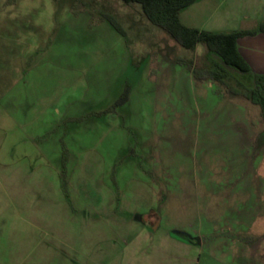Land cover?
I'll return each mask as SVG.
<instances>
[{
    "label": "rangeland",
    "instance_id": "rangeland-1",
    "mask_svg": "<svg viewBox=\"0 0 264 264\" xmlns=\"http://www.w3.org/2000/svg\"><path fill=\"white\" fill-rule=\"evenodd\" d=\"M46 4L45 20L30 24L37 34L25 51L0 53V264H66L61 255H72V241L86 240L77 215L60 221L64 208L55 148H64L63 181L66 174L72 180L68 191L107 206L120 200L118 214H149L145 219L153 230L159 226V234L191 233L232 217L231 211L241 216L248 206L246 192L234 193L232 182L246 167H236L235 160L245 158L246 129L259 133L264 122L260 108L242 95L195 77L196 70L222 64L219 57L210 56L203 44L195 51L180 46L138 4ZM263 15L264 0H197L181 19L192 28L233 32L256 28ZM23 26L15 24L16 30ZM227 70L231 86L240 80L250 87ZM17 74L25 82L16 81ZM126 84L129 101L111 109ZM258 133L255 153L261 149ZM76 141L81 149L73 152L76 161L68 167L67 150ZM101 193L108 195L101 199ZM40 206L47 217L44 227L34 222ZM260 219L262 225L264 213ZM260 239L254 243L263 246ZM97 256L75 264H111L104 254Z\"/></svg>",
    "mask_w": 264,
    "mask_h": 264
},
{
    "label": "crops",
    "instance_id": "crops-1",
    "mask_svg": "<svg viewBox=\"0 0 264 264\" xmlns=\"http://www.w3.org/2000/svg\"><path fill=\"white\" fill-rule=\"evenodd\" d=\"M46 3L47 0H0V53L11 56L22 53L25 49L24 45L37 34L36 31H31L30 24L41 23L46 18ZM18 23H24V26L16 30L15 24ZM262 23H264V15L256 28L238 29L233 32L258 31ZM238 49L253 74L264 76V32L258 31L255 35L239 38ZM13 78L17 81L21 77L20 74H17ZM21 81L25 82L24 77L21 78ZM119 97L120 95H118ZM83 114L94 117L99 115V113L88 115V112ZM108 115H111L110 111ZM260 117L262 118L261 110ZM92 125L94 124H89L86 127L89 133H91L89 127ZM95 126L100 128L98 124ZM256 133L258 132H254L252 128L246 129L245 135L247 136L243 138V143H246L247 147L245 158H236L235 160L236 167L244 165L246 171L245 174L238 173L232 182L234 193L246 192L248 201L246 211H243L241 216H236V212L230 210L232 217L221 219L220 223H210L209 227L195 229L191 233L181 229L159 234V226L153 230L155 225L145 219V216L149 214L138 212L131 213L129 216L126 212L118 214L120 200L107 206L101 200L89 201L92 198L85 197L81 191H68V185L72 183V180L67 181L66 174V182L63 181L62 151L64 148L61 147L59 151L55 148L54 156H59L60 160L59 164L57 162L56 172L61 185V204L64 208L60 221L63 224V219H67L66 216L72 218L77 215L78 222L83 224L85 230L82 231L86 236L83 243H80L78 239L72 241V255L63 253L61 255L62 262L75 264V261H79V259L92 262L95 255L98 257V254L100 256L104 254L105 258H109L111 264H264V245L254 243L256 237L259 242L260 238H264V220L263 224L259 225L261 214L264 213L263 200L261 199L262 196L264 197V171L260 173L264 155V127L258 133L257 141L261 149L257 153L254 149ZM80 149L78 141L71 144L67 150L70 152V156L66 160V166L75 164L76 155L73 152H79ZM29 195L28 199H30ZM106 195L108 194H99L101 199ZM31 197L34 199V196ZM77 200L80 201V207L75 205ZM35 211L37 213L34 222L44 227L47 222L44 208L40 206ZM111 215L115 217L114 221H112ZM95 224L97 225L94 226ZM95 233L98 234L96 239ZM247 235L253 239L252 244L249 241L246 242L249 239H245ZM61 236L63 240H66L63 233ZM182 236L189 237L190 240L184 239ZM28 254H34L33 249ZM38 254L40 259L45 257L41 246Z\"/></svg>",
    "mask_w": 264,
    "mask_h": 264
},
{
    "label": "trees",
    "instance_id": "trees-1",
    "mask_svg": "<svg viewBox=\"0 0 264 264\" xmlns=\"http://www.w3.org/2000/svg\"><path fill=\"white\" fill-rule=\"evenodd\" d=\"M125 4L140 5L143 15L153 24L162 28L180 46L195 51L199 44H203L210 56H217L222 64L214 63L211 67L201 71H194L197 79H211L225 85L235 95H242L251 104L258 106L264 120V76L254 75L246 60L238 49V39L248 35H255L258 31L264 32V23L258 31L238 32H210L192 28L185 25L181 19V13L193 5L197 0H121ZM112 26L119 32L124 33L122 26L111 16H107ZM230 68L241 76L245 83L238 80V86L229 84ZM131 86L126 84L122 94L111 107L117 109L125 105L130 98ZM65 175V172L62 173ZM190 240L189 237L182 236Z\"/></svg>",
    "mask_w": 264,
    "mask_h": 264
}]
</instances>
